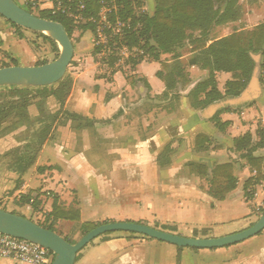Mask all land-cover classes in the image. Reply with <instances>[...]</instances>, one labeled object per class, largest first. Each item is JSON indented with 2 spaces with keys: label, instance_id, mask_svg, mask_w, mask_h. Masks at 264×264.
<instances>
[{
  "label": "crops",
  "instance_id": "0c3cea01",
  "mask_svg": "<svg viewBox=\"0 0 264 264\" xmlns=\"http://www.w3.org/2000/svg\"><path fill=\"white\" fill-rule=\"evenodd\" d=\"M45 1L48 5L49 0H37L39 4ZM152 2L137 0L136 10L150 14ZM248 2L255 8L261 4L257 12L264 18V0ZM239 6L242 10L241 0ZM242 13L236 22L213 26L206 46L234 32L251 31L243 24L251 16L242 20ZM5 23L0 25V37L18 39L13 27ZM85 34L73 45V55L86 47ZM194 37L200 38L198 33ZM89 44L86 50L92 52L93 34ZM193 47L186 41L177 51L183 73L171 91H166L156 74L169 72L175 62L172 54H161L156 60L145 53L133 71L129 63L116 64L108 67V77L99 76L103 68L91 58L86 66L80 64L63 107L65 114L56 118L34 165L22 174L15 167L0 166V209L8 207L10 213L42 224L37 219L49 214L55 202L63 211L77 210L80 224L135 222L188 238H219L252 226L264 210V181L244 190L252 172L242 153L234 150L233 140L250 133L252 141H258L257 130H264V88L260 81L259 98L243 107L220 106L230 98L226 97L204 109H192L188 94L208 77L206 70L189 65ZM0 49V56L18 63L5 55L2 45ZM126 77L134 79L132 84ZM215 79L223 93L232 75L220 72ZM44 106L50 114L59 110L54 98ZM28 110L31 118L38 115L34 106ZM254 156L261 158L262 169L264 147ZM190 164L205 166L207 176L192 174ZM224 164L232 165L236 189L218 201L209 194L211 172ZM123 179L127 186L118 188ZM22 197L30 199L29 203ZM239 211L240 217L233 218ZM61 223L74 225L58 220L56 232ZM178 259V264H264V230L241 243L213 250L179 249L140 235L110 233L87 245L75 264H177ZM0 264L22 263L0 258Z\"/></svg>",
  "mask_w": 264,
  "mask_h": 264
},
{
  "label": "trees",
  "instance_id": "16d2710c",
  "mask_svg": "<svg viewBox=\"0 0 264 264\" xmlns=\"http://www.w3.org/2000/svg\"><path fill=\"white\" fill-rule=\"evenodd\" d=\"M55 1L53 0L52 2ZM61 1L67 3V0ZM78 1H82L85 4L86 15L89 13L95 14L100 9L99 0H74L75 3ZM120 5V15L123 18L131 16L134 21L137 20L129 0H120ZM27 12L31 14L30 10ZM241 13L242 10L239 6V0H153L152 13L141 15L138 18L142 25L141 32L138 35L133 34L128 39V44L131 48L137 47L142 50L144 54L150 53L156 60L159 59L161 54L173 55L172 59L175 62L170 67L169 72L166 74L158 72L156 74L165 83L166 91L173 90L175 87V79L182 77L183 68L178 61L181 55L177 51L182 48L186 41L194 44L192 50L194 54L189 59V65L206 70L208 77L188 94V99L192 109L201 110L226 97H236L245 89L254 69L252 55L261 56L260 81L263 82L264 80V23L258 24L251 31L234 32L206 46L205 38L213 26L236 22L241 17ZM38 17L61 24L65 28L69 38H71L72 26H74L73 21L64 16H51L47 10L39 11ZM8 23L15 29L17 38L23 39L22 31L24 29L10 22ZM78 29L81 31L80 37L87 32L93 34V27L90 24H82ZM194 33H198L200 38L194 37ZM39 35L50 44L52 50L58 55L59 48L57 44L43 34ZM1 45L2 43L0 41V48ZM99 53H101L100 48L94 49L92 51L93 58ZM9 59L12 66H18L14 59ZM140 60L141 58H139ZM111 61V63H107V66L113 69L116 60L112 59ZM138 62L130 59L129 64L132 71ZM47 63L41 62L35 65L40 66ZM4 67H9V65L3 66L2 68ZM220 72L230 73L232 75V80L225 83L223 93L218 90L215 79V74ZM126 79L131 84L134 81L132 77H126ZM0 88L9 89L11 93L10 100L4 104H0V130L3 125L10 123V119L13 116L21 119H30L34 124L39 125L35 134V142H29L30 144L27 145V148L31 150L29 152L30 154H27V157L17 159L18 164L15 165V169L22 174L34 165L38 153L50 137L54 122L63 111L64 104L70 95L72 82L64 76L56 84L47 87ZM164 96H167V93H164ZM49 98H54L59 105V110L54 114H50L44 106L45 101ZM31 106H34L38 111V115L35 118H31L27 112ZM47 114L50 117L49 123L46 122ZM71 117L74 118L72 115ZM214 120H218L217 117ZM257 136L258 141L256 143L252 141V135L250 133H246L233 140L234 150L242 153L241 157L247 161L250 171L256 172L255 179L250 178L244 183V190L264 180V176L261 173V158L254 156V152L257 149L264 147V130L259 128L257 130ZM197 139L206 140L203 137ZM201 142L203 143V141ZM189 170L192 174L197 173L200 178L207 176L205 166L190 164ZM235 189L236 180L232 176V165L224 164L215 166L211 172L209 194L214 199L222 201L226 195ZM21 199L26 200V203H29L30 200L26 197H22ZM262 213H264V210ZM47 218L50 221H44L38 225L61 237L62 234L56 232L54 229V224L58 220L74 223L72 226L76 230L74 232L76 236L74 240H70L65 236L63 237L65 241L71 244L77 242L81 236L90 230L103 224L89 222L80 224L79 212L77 210L71 209L63 211L55 202L52 205V211L47 214ZM162 229L166 230L167 227L163 226ZM130 235L136 236L135 234ZM194 236L197 237V232H194ZM79 255L80 252L77 253L75 262L78 260ZM178 262L179 259L177 260V264Z\"/></svg>",
  "mask_w": 264,
  "mask_h": 264
},
{
  "label": "water",
  "instance_id": "95a60500",
  "mask_svg": "<svg viewBox=\"0 0 264 264\" xmlns=\"http://www.w3.org/2000/svg\"><path fill=\"white\" fill-rule=\"evenodd\" d=\"M0 16L11 24L43 34L59 48L57 58L44 65L0 68V87H47L59 82L71 65L74 46L65 28L53 21L41 19L20 8L13 0H0ZM254 69L245 89L230 97L220 106L243 107L260 96L261 56L252 55ZM264 230V213L249 228L219 238H188L161 231L135 222H107L90 230L74 244L58 234L44 229L24 217L0 209V233L27 240L49 249L54 258L51 264H75L77 253L98 237L110 233H129L173 245L179 249L213 250L229 247L248 240Z\"/></svg>",
  "mask_w": 264,
  "mask_h": 264
},
{
  "label": "rangeland",
  "instance_id": "374dc122",
  "mask_svg": "<svg viewBox=\"0 0 264 264\" xmlns=\"http://www.w3.org/2000/svg\"><path fill=\"white\" fill-rule=\"evenodd\" d=\"M13 1L20 8L26 11L30 10L31 14L38 16L39 7L37 6L34 7L31 1H26V2H21V3L15 0ZM52 1L53 0H49V2H52ZM33 3L39 4L37 0H33ZM46 3L47 2L45 1L43 3H40L39 5L43 6ZM241 6L243 10V13H242L243 16L241 19L247 20V17L251 16V18H249V22L243 23V24L245 25L247 24L248 26L254 28V26H257V24H261V22H263L264 20L263 16L257 12L258 10L260 11L261 4L259 7L255 8L256 6L253 7L252 4L248 2V0H241ZM252 11H255L256 14L253 15ZM3 20L4 19L0 17L1 26H3L2 24H6L5 23L6 21L5 20L3 21ZM79 26L77 27L75 25L72 26V35L70 39L73 45L79 44L82 38V36L80 37L81 31L78 29ZM14 30L15 29L13 28V32ZM23 32H24V37H25L24 41H21V40L19 41L18 39H15L12 37H9V38L0 37V40L2 42V49L5 51V55L16 58L18 60V63H17L18 66L30 67V66H34L36 63H41V62L50 63L57 58L58 56L57 53H55L52 50V47L50 46V44L46 40H44V38L41 35H39L38 33L25 30V29L23 30ZM84 38H85V43H86L87 48L84 47L82 52L79 51L77 52L78 54L73 55L71 65L67 68V72L65 74V77L71 80L72 85H73V78H75L76 74L79 73L78 72L79 65L83 64L84 66H86L87 64L86 60H88L89 58L92 59L94 65H97V67L99 68H103V71L99 76H105V77H108L107 74L110 73L107 63H111L112 59L116 60L115 62L119 61L118 58L110 56L106 52V50L104 52H102L101 50L102 53H99L95 58H93L92 52H89L88 50H86L89 48V45H90L89 41L90 39H92V34L91 33L85 34ZM94 39L95 37L93 34V48L97 49V47L94 46ZM30 49L34 53L35 60L33 62L35 63L32 62L33 60L32 52ZM89 62L91 61L89 60ZM124 63L128 65V62L126 60L118 62L117 64L122 66ZM6 65L12 66L10 59L0 56V68ZM84 66L82 67L85 68ZM262 85L264 88V81L262 82ZM10 94L11 93L9 89L0 88V104L1 103L4 104L8 102L10 100ZM27 112L29 113V110ZM61 113L65 114L63 111ZM46 118H47L46 122L49 123L50 117L48 114ZM38 128H39V125L34 124L32 121H30V119H21L16 116H13L10 119V123L3 125L0 130V166L14 168L15 165L18 164L17 163L18 158L27 157V154H30L29 152L31 151L30 149L27 148V145L30 144L29 142H32V141L35 142L36 140L35 134ZM126 186L127 184L125 182V179H123L121 183H118V188L119 187L125 188ZM78 187H81V186H78ZM120 207H123V206H120ZM4 208L6 209V211L8 210V207L4 206ZM263 209H264V202H263ZM257 212L260 213L259 211H256V213ZM262 212L259 216H257L258 218L263 214ZM240 213L241 212L239 211L236 215L232 217L234 218V217H237L238 215H239L238 217H240ZM25 217L27 219H30L28 216H25ZM40 217H41L40 219H37L38 222L50 221V220H47L48 218L45 213H43ZM34 221L35 220H33V222ZM106 221L108 222L109 220H106ZM116 222H120V221H116ZM54 225H56V223ZM58 229L60 230V233L62 235H65V237H67L70 240H74V238L76 237L74 233L76 232V230L72 227V225L61 223L60 226H58ZM111 234L120 235V234H125V233L117 232V233H111Z\"/></svg>",
  "mask_w": 264,
  "mask_h": 264
},
{
  "label": "built area",
  "instance_id": "2783aa9c",
  "mask_svg": "<svg viewBox=\"0 0 264 264\" xmlns=\"http://www.w3.org/2000/svg\"><path fill=\"white\" fill-rule=\"evenodd\" d=\"M31 2L34 7H39V11L47 10L51 16H64L73 21L76 27L85 23L90 24L95 37L94 46L118 58V62L126 60L129 63L130 59L138 62L139 57L144 54L142 50L137 47L131 48L128 44V39L133 34H140L142 29L138 20L142 13L136 10L135 0H129L137 19L135 21L131 16L123 18L120 15V0H99V11L87 15L86 6L82 1L75 3L74 0H67V3H64L56 0L43 6L33 3V0ZM261 173L264 176V160ZM252 178H256L255 171L252 172ZM0 258H10L22 264H51L54 254L39 244L0 233Z\"/></svg>",
  "mask_w": 264,
  "mask_h": 264
}]
</instances>
